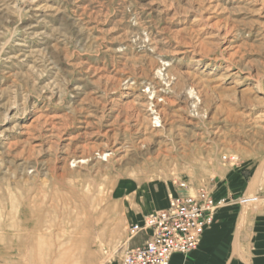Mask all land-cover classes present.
<instances>
[{
  "label": "rangeland",
  "instance_id": "rangeland-1",
  "mask_svg": "<svg viewBox=\"0 0 264 264\" xmlns=\"http://www.w3.org/2000/svg\"><path fill=\"white\" fill-rule=\"evenodd\" d=\"M223 157L264 164V0H0V264L119 261L116 186Z\"/></svg>",
  "mask_w": 264,
  "mask_h": 264
},
{
  "label": "crops",
  "instance_id": "crops-1",
  "mask_svg": "<svg viewBox=\"0 0 264 264\" xmlns=\"http://www.w3.org/2000/svg\"><path fill=\"white\" fill-rule=\"evenodd\" d=\"M263 168V176L258 173ZM211 178L215 200L226 204L217 210L213 224L207 228L198 248L187 257L174 255L170 264H264V164H218ZM187 191L168 189L160 185H134L121 181L114 190L120 205L117 229L113 235V253L121 261L128 250L142 246L147 234L129 237L125 226L141 224L143 218L164 210L169 194ZM108 261L105 264H118Z\"/></svg>",
  "mask_w": 264,
  "mask_h": 264
},
{
  "label": "built area",
  "instance_id": "built-area-1",
  "mask_svg": "<svg viewBox=\"0 0 264 264\" xmlns=\"http://www.w3.org/2000/svg\"><path fill=\"white\" fill-rule=\"evenodd\" d=\"M222 161L230 165L237 163L229 157H223ZM176 188L185 190L186 185L180 183ZM225 204L224 199H214L211 184L204 185L194 195H170L166 209L153 212L131 228V237L144 232L147 240L142 246L126 251L120 264H170L174 255L187 257L198 248L203 232L213 224L217 210Z\"/></svg>",
  "mask_w": 264,
  "mask_h": 264
},
{
  "label": "bare ground",
  "instance_id": "bare-ground-1",
  "mask_svg": "<svg viewBox=\"0 0 264 264\" xmlns=\"http://www.w3.org/2000/svg\"><path fill=\"white\" fill-rule=\"evenodd\" d=\"M154 111V110H153ZM135 120V119H134ZM101 121V120H100ZM188 122V121H187ZM189 123H191V122H189ZM191 126V125H190ZM214 133V132H213ZM114 142V141H113ZM112 144V143H111ZM105 145V144H104ZM165 145V144H164ZM103 150H105V149H103ZM102 152V151H101ZM100 152V153H101ZM115 153V151H112V155ZM101 156H103L104 155V152H102L101 154H100ZM129 237L131 238V235H130V233H129Z\"/></svg>",
  "mask_w": 264,
  "mask_h": 264
}]
</instances>
